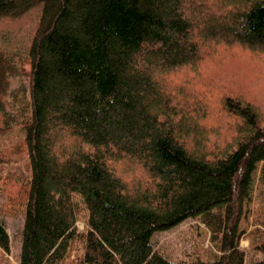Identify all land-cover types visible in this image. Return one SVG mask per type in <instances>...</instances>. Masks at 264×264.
Instances as JSON below:
<instances>
[{
	"label": "trees",
	"instance_id": "obj_1",
	"mask_svg": "<svg viewBox=\"0 0 264 264\" xmlns=\"http://www.w3.org/2000/svg\"><path fill=\"white\" fill-rule=\"evenodd\" d=\"M194 1L0 0V19L41 4L13 264H66L72 241L73 264H264V229L250 239L258 258L240 247L239 227L257 171L264 185V113L239 93L191 95L188 78L162 94L152 76L165 85L187 69L201 79L220 46L264 55V0H219L208 11ZM213 27L221 32L205 52L186 43ZM213 109L224 124L211 128ZM188 218L202 219L217 252L169 259L152 239ZM9 252L0 221V253Z\"/></svg>",
	"mask_w": 264,
	"mask_h": 264
},
{
	"label": "rangeland",
	"instance_id": "obj_2",
	"mask_svg": "<svg viewBox=\"0 0 264 264\" xmlns=\"http://www.w3.org/2000/svg\"><path fill=\"white\" fill-rule=\"evenodd\" d=\"M194 2L196 5L203 3L206 11L221 4L219 0ZM40 14L41 4H37L19 16L0 19V221L5 225L10 239V252L0 253V264H13L20 250V231L31 177L24 129L30 114L28 53ZM220 32L217 27L193 30L186 43L195 44L199 53H203L208 49L210 36ZM216 49L219 50L217 54L202 64L205 65L201 79L198 76L190 78L192 74L189 70L182 69L179 73H169L163 85L153 72L152 76L157 79L162 94L188 78L191 95L209 94L208 97L215 98L221 93H239L245 100L258 105L264 113V55L238 46H220ZM178 102L173 100L170 106ZM190 105L188 101L186 107ZM181 106L184 108L185 104ZM213 111L215 115L218 113L217 109ZM206 124L214 128L217 124H224V120L217 114ZM256 173L251 200L245 204L239 227L243 233L240 247L247 250L251 257L260 258L263 256L252 250L250 243L254 230L264 229V185ZM215 212H219V208L212 211ZM77 225L81 230L82 224L77 222ZM152 241L164 256L172 260H187L195 252L207 258L217 252L210 231L205 228L201 218H188L169 230L158 232ZM76 253L77 244L72 241L66 253V264H73Z\"/></svg>",
	"mask_w": 264,
	"mask_h": 264
}]
</instances>
